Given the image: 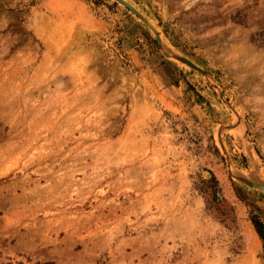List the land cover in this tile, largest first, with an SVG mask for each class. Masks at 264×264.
I'll list each match as a JSON object with an SVG mask.
<instances>
[{"label":"rangeland","instance_id":"374dc122","mask_svg":"<svg viewBox=\"0 0 264 264\" xmlns=\"http://www.w3.org/2000/svg\"><path fill=\"white\" fill-rule=\"evenodd\" d=\"M123 1L0 0V264H264V0Z\"/></svg>","mask_w":264,"mask_h":264},{"label":"bare ground","instance_id":"6f19581e","mask_svg":"<svg viewBox=\"0 0 264 264\" xmlns=\"http://www.w3.org/2000/svg\"><path fill=\"white\" fill-rule=\"evenodd\" d=\"M116 1H118V2H120V3H122V1L123 0H116ZM125 2V1H124ZM123 4V3H122ZM128 4V3H127ZM129 5V4H128ZM129 6H131V5H129ZM132 7V6H131ZM132 9L134 10V8L132 7ZM151 24V23H150ZM152 25V24H151ZM150 25V26H151ZM149 26V25H148ZM149 26V27H150ZM153 30H154V28H153ZM155 32H158L157 30L155 31ZM176 59L177 60H179L181 63H183V64H185V65H187V66H190L191 68H193V69H196V68H198L196 65H194V64H192V62H190L189 60H187V59H185V58H181V57H176ZM198 71V70H197ZM257 188H260L259 186H257ZM260 189H262V188H260ZM263 190V189H262ZM264 191V190H263Z\"/></svg>","mask_w":264,"mask_h":264},{"label":"trees","instance_id":"16d2710c","mask_svg":"<svg viewBox=\"0 0 264 264\" xmlns=\"http://www.w3.org/2000/svg\"><path fill=\"white\" fill-rule=\"evenodd\" d=\"M254 225H255V227H256V229H257L259 235L261 236L262 240L264 241V234H263V231H262V230H263V229H262L263 227H262L261 223L255 221V222H254Z\"/></svg>","mask_w":264,"mask_h":264},{"label":"water","instance_id":"95a60500","mask_svg":"<svg viewBox=\"0 0 264 264\" xmlns=\"http://www.w3.org/2000/svg\"><path fill=\"white\" fill-rule=\"evenodd\" d=\"M122 3H123V5H124L125 7H127L128 9H130L133 13L135 12V11L132 9V7L129 6L126 2L122 1ZM258 186L264 190V184H260V185H258Z\"/></svg>","mask_w":264,"mask_h":264}]
</instances>
